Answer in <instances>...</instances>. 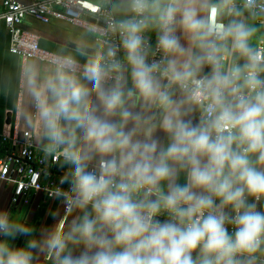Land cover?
<instances>
[{
    "label": "clouds",
    "instance_id": "9594fccd",
    "mask_svg": "<svg viewBox=\"0 0 264 264\" xmlns=\"http://www.w3.org/2000/svg\"><path fill=\"white\" fill-rule=\"evenodd\" d=\"M50 39L10 83L53 223L0 209V264H264V0H90Z\"/></svg>",
    "mask_w": 264,
    "mask_h": 264
},
{
    "label": "built area",
    "instance_id": "2783aa9c",
    "mask_svg": "<svg viewBox=\"0 0 264 264\" xmlns=\"http://www.w3.org/2000/svg\"><path fill=\"white\" fill-rule=\"evenodd\" d=\"M90 3L89 0H38L24 4L20 0H3L0 14V31L3 27L9 36L10 52H40L39 37L22 28L25 19L30 18L41 24L58 20L71 24L79 17V9ZM86 22V21H81ZM31 133L24 132L22 140L17 136L0 135V182L12 186V205H28L32 196H41L52 200L48 193L56 183L61 172L53 166L57 160L51 158V164L45 154L28 138Z\"/></svg>",
    "mask_w": 264,
    "mask_h": 264
},
{
    "label": "crops",
    "instance_id": "0c3cea01",
    "mask_svg": "<svg viewBox=\"0 0 264 264\" xmlns=\"http://www.w3.org/2000/svg\"><path fill=\"white\" fill-rule=\"evenodd\" d=\"M20 1L24 4H29L38 0ZM2 2L3 0H0V14L3 11ZM22 28L37 35L39 37L40 46L44 49L53 45L54 41L50 39L52 33L69 30L70 25L58 20H51L48 24H41L27 18L23 22ZM14 57L15 55L12 54L9 49V36L2 27L0 31V73L4 75L8 82L0 86V135L9 137L17 136L19 140H22V134L28 131L22 127L19 114L15 112L12 107L14 101L10 79ZM21 100L22 96L15 97V103L17 105H19ZM36 146L40 149L38 144H36ZM12 189V186L0 182V209L7 210L13 215L19 214L38 228L53 223L48 212L50 209L56 207V202L54 200H45L37 195L31 197L28 205L15 207L11 203ZM11 243L16 246H23L25 240L23 237H19L11 241Z\"/></svg>",
    "mask_w": 264,
    "mask_h": 264
}]
</instances>
